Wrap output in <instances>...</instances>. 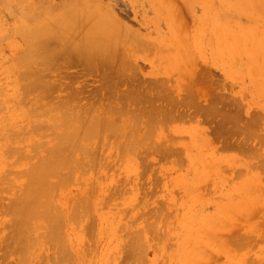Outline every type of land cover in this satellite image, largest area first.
Masks as SVG:
<instances>
[{
  "label": "rangeland",
  "instance_id": "rangeland-1",
  "mask_svg": "<svg viewBox=\"0 0 264 264\" xmlns=\"http://www.w3.org/2000/svg\"><path fill=\"white\" fill-rule=\"evenodd\" d=\"M0 1L2 2L3 0H0ZM5 1H6V3H5ZM204 1L205 0H101V3H105V4H100V7L97 11L100 10L102 13H104V11L108 12L110 9L109 12L111 14L113 12V15H115V18L117 16V18H116L117 21L119 20L118 22H121V24L124 23L122 26H124L127 29L129 28L130 31H132V33H134L133 31H135V33H134L135 35H137L139 33L140 36H143V37H140L137 35V37H139L137 39V37H134L135 35L131 34V32H130L131 36H133L134 39H136L138 42L139 41L140 42L139 43L137 41L134 42V39H133V41H131L132 39L130 37V34H127L128 32L123 31L125 29L122 28V34L124 36V37L122 36L123 37L122 46H125L127 44L125 42L126 44L123 45L125 40H128V43L131 42L132 45L127 44V46H125L124 48L123 47H121V48L123 50L126 49L125 51L127 52V55H125V54L124 55L126 57L128 56L127 58H128L129 65L131 67H133L132 65H134V68H135V69L131 68L130 66H128V64H126V67L123 68V70H126V72H127V70H129L128 67H130V70H132L135 75L137 74L136 76L139 79H141V81H143L144 83H148L147 78H150L152 81H153V79H155L154 82L155 81L160 82L161 84H163L162 83L163 79H164V81L169 80L171 82L169 84H172V83L174 84L176 82L178 83L180 81H183V83H184L183 87H185V88H181L182 91H179L178 96L180 95V96H182V97L184 96V97L182 98L179 96L180 97V99H179V97H177L175 95V97L177 98L176 102L179 104L177 105V103L175 102V104L172 105L171 111H174L176 113L178 109H180V111L182 108L186 110L189 106L191 107V105H192V107L194 105L193 108L195 111L196 107L198 106L197 110L195 111L196 113H198V111H199L198 114H196L195 112H192L193 108L192 109L188 108L189 109V110L187 109L188 113H187V111H184V110L182 112H186L185 114L187 116L185 114H183L184 117L188 118V116H189L191 118V119L190 118L188 119L191 121V123L192 122L194 123L193 120L197 115L196 121L198 122L201 119L200 123H202V124H200V123H197V124H200L202 130H201L200 126L199 125L197 126V124L195 122L194 124H196V127H198V128H196L197 130L195 129V131H198L199 135H196V133H194L195 134V137H194L195 141H194L193 140L194 135H192V132H195V131L193 129L190 132L191 128L190 127L188 128V125H190L189 124L190 122L189 121L183 122V120H185L187 118H184L183 116H182V118L174 117L175 120L172 119L171 121H168L167 123L166 122L163 123L164 127H163V124L161 125L162 126V128H161L162 133L164 130H165L164 131L165 133L167 131H171V133L168 132L169 137L172 134V130H173V129H171L172 125H174L173 128L174 127L177 128L178 124H179V126H181L180 129L178 127V130L177 129H176V131L173 130V134H172L173 136L171 135V137H170L171 140L165 139L167 141L166 142L165 140L161 141L162 140L161 139L159 142H157L158 137H157V140H153L156 137L153 139H149L150 141L153 140L152 141L153 143L155 142V143H158L161 145V147L158 148L159 150L157 149L158 151L151 150V152L152 151L157 152L156 154L154 152H152L149 155L150 151H148L149 153L148 152L145 153L143 150L142 151V152H144L143 157H139L138 155H135V157H137V158L135 159V157H134V159H132L130 155L127 156L124 153L123 149H121L120 146H119V148L121 150L118 149V152H116L118 147L113 148L115 150V152L118 153V155L116 154L117 156L115 155L116 157L112 155V154H115V152L112 151L113 149H111L112 154L111 153L108 154L109 152L106 153L107 154V156H105V159H107L106 161H108V159L111 158V160L109 159V161H108L109 164H108V162H107V164H105V162H104V165H101L102 166L101 169L103 171L101 169H98L99 170L98 173L93 172L95 174H93V173L92 174L95 177V182L97 180L98 181L102 180L100 182V186L102 187V189L105 188V191H103V194H105L106 196L108 195V197L106 198V196L102 195V192H100L99 193L100 195L98 194L99 197L97 198V200H100L101 202L99 201L100 203L98 202L96 205L95 201H97V200L95 198L97 195H95L94 196L95 200L93 199L94 200L93 205H95V208L92 211L91 217H89V221L86 222L85 221L86 219L85 220L83 219L81 221V223L83 222V226H85L86 223H89V225L92 224L93 227H95V228H92V225L91 226L86 225L89 228L91 227V230L86 226L83 227L79 221L78 222V223H80L79 225H77L75 223H74L75 224L74 226L72 224L71 225L69 224V227H68V225H67L66 229H64V231H63L64 234L62 233L66 242L68 239H70L67 242L68 246H67V243L64 242L66 245L64 248L66 251V247H70V248H68L67 251L70 250V253L69 252L68 253L70 255H72V257L74 256L73 258H75V260H74L75 264H79V263L80 264H264V170H262V168L260 166H257L258 164L256 161H254V163H253V161H251L253 154H251L252 150H250L252 147H255V149H256L257 144L261 145L263 147H264V144L262 145V143H260L258 141V137H256L258 135H255V137H249L247 134L246 135L247 140H246V136H244V134L247 133V132H245L246 131L245 129H246V124H248V123H250L249 126H250L251 130L254 129L253 131H255V132L257 131V134H260L259 136H262L264 134L263 133L264 132V94H263L264 92H261V91H264V52H263L264 51L263 50V48H264V41H263V39H264V29H263L264 24H262V23H264V22H262V20L264 21V19H263L264 18V9H263L264 8V0H251V2H250L251 6L250 7H248V5H250V4H248V0H246V1L245 0H242V1L241 0H239V1L238 0H230L231 2L229 0H225V1L224 0H206L205 2ZM255 1H257V2H255ZM1 2H0V5H1L0 6V34L3 35L4 33L5 34L7 33L8 35L6 34V36H5V34H4L3 36H5V37L8 36V37L7 38H4L3 36L0 37L1 38L0 39V123H1L0 127L2 126L0 128V134H1L0 139L4 138L7 135V133H4L5 129H6L5 132H10L11 128H12L11 126H13V128H14L15 123H18V125L20 123L22 125L25 124L24 126L26 127L27 123L30 125L31 121L36 118V117H31V116H29L31 118H28V116L25 117V112H24V110H26V108L32 109V106L34 104L32 106L30 105L31 107L29 106V107H26L24 109L23 108L24 104L22 103V105H21V101H19V98H21V100L23 99V97H24L23 92L24 91L22 88V81H21L22 80L21 79L22 78V76H21L22 72L20 71L21 63L16 61L15 57L18 60V56H15V55L16 54L19 55L21 53V51L24 49L23 47L26 45V41H24L25 39L23 38V36H25L26 34L22 33L23 34V36H22V34H18L19 32H21L20 29L18 32L16 29H14L15 31L12 30V27L18 28V26L22 24L23 27H22V25L20 26V28L22 27L21 30L26 28L25 33H27L26 31H28L30 27H31V29L32 28L35 29L34 25L36 28L43 26L44 22L42 23V21H44V20H45V24H46V21L47 20L50 21V19L53 16H55L52 14L56 13L57 11L59 13L56 14V16L57 15L60 16L59 14L64 13L65 11H70V9H71V11L73 9V11L77 10V11L81 12L85 7L89 8L91 3H93L92 5L94 6V8H93V6L90 7L89 8L90 12L94 11L93 13H95L96 16L103 17V15L100 16L101 14L97 15V13H99L100 11L96 12V8H95L97 6L95 4L96 3L98 4V2L100 3V0L99 1H97V0H91V1L90 0L89 1L88 0H9V1L4 0L2 3ZM238 2H240L241 6L238 5L239 4ZM254 3L255 4L259 3V6L257 4H256L257 5L256 6ZM2 4H3V6H2ZM8 4H9V6H8ZM86 4L87 5L90 4V5L86 6ZM232 4L234 6L237 4L236 8L233 7ZM66 5H68V6H66ZM69 5H73V7H75V6L76 7L73 8L72 6H70V9L69 8L67 9V7H69ZM60 6H62L64 8L59 9ZM260 6H262V7H260ZM240 7H244V8H240ZM247 7L249 9L251 8V11ZM97 8H98V6H97ZM100 8H102V10ZM104 8H108V9H104ZM238 8H240L241 10H245L246 8L247 9L245 10L246 12L244 13V11H241ZM255 8H257V9L259 8L258 11H256L257 9L255 10ZM103 9H104V11H103ZM218 9H221L220 11H225V12H223V15L220 12H218ZM253 9L256 11V14L259 12V15L257 14L259 16V18L255 14V11ZM261 10H262V14H260ZM50 11L52 12V14L50 13L51 15H48V13ZM249 11L251 13L250 15H249ZM214 12H216V14ZM207 13H208V15H207ZM235 13H238L240 15L237 16ZM43 14H46V16ZM211 14H213V16ZM209 15L211 16V19L216 16L213 20L214 23H212V21H210ZM241 15H243V16H241ZM50 16H51V18L48 19V17H50ZM96 16H94V18L92 16L94 21H95ZM222 16H223V18H221ZM228 16H230V17H228ZM42 17L43 18L45 17V18L43 19ZM55 17H53V18H55ZM57 17L55 18V20L51 19V21L52 20L58 21L59 18H57ZM255 17L258 20H256ZM37 18H39V19H37ZM216 18H217V20H215ZM224 18H226V19H224ZM254 18H255V20H254ZM219 19H220V21H219ZM234 19L237 21L238 25H239L240 21L242 22V23L240 22V29H239V26L237 24H235L236 21ZM36 20L37 21L39 20V22H35ZM93 20H91V21L93 22ZM32 21H34V22H32ZM48 21H47V24L51 23ZM221 21H223L224 24ZM231 21H232V23L233 22L234 23L232 24ZM259 22H261V24H258ZM103 23L100 22V27H101V24H103ZM253 23H255V24H253ZM37 24H38V26H37ZM220 24H223V25H220ZM224 25H226V26L224 27ZM244 25H245V27L247 26V28H244ZM250 26H251V28H250ZM241 27H243V28H241ZM226 28H228V29H226ZM234 28L237 29V31ZM31 29L29 31H31ZM229 29H230V31H229ZM241 29L242 30L244 29V30L242 31ZM246 29H248L247 31H249V32H247ZM215 30L218 32L221 31L220 34L216 35ZM16 32H18V33H16ZM110 32H111V30H110ZM12 33H16L17 35L16 34L14 35ZM260 34H261V36H260ZM10 35H11V37H10ZM218 36L221 37L222 39L219 38ZM256 36H258L257 40H255ZM262 36H263V39H261ZM125 37H126V39H124ZM216 37H217V39H216ZM239 37L240 38L242 37V39H240ZM129 38L131 39L130 41H129ZM231 38H233V39H231ZM121 39L122 38H120V40ZM223 39H224V41H223ZM227 39H229V41ZM246 39L248 40V42ZM250 39H252V40H250ZM260 39L262 42L260 41ZM230 40L233 42H230ZM148 41L150 44L148 43ZM240 41H242V42H240ZM143 42H147L148 44L143 43ZM151 43L153 44V46H151ZM248 43H250V44H248ZM258 43H259V46H258ZM261 43H263V47L261 46L262 45ZM238 44L241 45V47H239ZM245 44H246V48L243 47V46H245ZM254 44L255 45L257 44V46H255ZM118 45H121V43L120 44L118 43ZM177 45H178V47H177ZM142 46H144V47H142ZM249 46L251 49L252 48L253 49L252 50L249 49L248 48ZM260 46H261L262 50H260L261 49ZM146 47H148V50H146L147 49ZM150 47H152V48H150ZM256 47L258 48V50L256 49ZM178 51H180V52L178 53ZM244 51L245 52L247 51V53L245 54ZM253 51H254V53H253ZM256 51H258V52H256ZM22 53H23V51H22ZM256 53H258V55ZM21 54H20V56H21ZM176 54L179 57H181V55H179V54H182V55L184 54L185 59L182 58L184 56L179 58L176 56ZM249 54H251L250 56L254 57V59L251 57V60H250ZM260 55H261V59H260ZM173 57L178 58V59L175 58L177 61L174 59L176 62L175 64H173V62H174ZM262 57H263V59H262ZM179 59L182 63L179 61ZM124 60H125V58H124ZM252 61H253L254 65H253ZM185 62H186V64H185ZM17 63H20V64L18 65ZM60 63H58V64L61 66ZM15 64H16L17 68L13 67V65L15 66ZM170 64H172L173 66H170ZM181 64L182 65L185 64L182 67V69L180 68L182 66ZM187 64H188V66H187ZM233 64H234V66H233ZM235 64H236V66H235ZM59 65H57V67L60 68ZM63 65L64 64L62 61V70L64 67ZM75 65L71 64V65L65 67L63 72H62V70L57 68L58 71H61L58 74L55 72V70L54 71H52V70L48 71V72H53V74L54 73L55 74L53 75L51 73L53 75V77H51L52 75L49 77H46L45 73H44V76H45L44 79L51 77L50 78L51 80H53L52 78H54V79L57 78L56 80L59 81V79H60V81L62 80L64 82H66L68 80L73 81L75 79L73 81V84L78 83V81L81 82V84L78 83L79 86H77V85L74 86L71 82V84L74 86V89H75V87L78 88L80 86H84V88L86 90H91L99 84V77H98L97 73H95V72L85 73L86 71L84 70V67H85L84 65H82L81 63H75ZM175 65H177V66H175ZM185 66L187 68H185ZM167 68H169L171 70L170 73H169V69H168V71L166 70ZM177 69L179 71H177ZM130 70L128 72H131ZM164 70L167 71V74L165 72H163ZM188 70L190 71V73L188 72ZM193 70L195 71V74L192 72ZM186 71L189 73V76H188ZM20 72H21V74H20ZM48 72H46V73H48ZM161 72H163V73L161 74ZM179 72L180 73L182 72L181 73L182 76L184 74V76H183L184 79L182 78V76H180ZM66 73L68 74V76ZM69 73H71V74L74 73L73 76L75 75V78L71 77L72 75H69ZM158 74H160V75H158ZM177 74H179V76ZM149 75H152L153 79H152V76L149 77ZM167 75H168V77H166ZM69 76L71 77V79ZM203 76H205V77H203ZM66 77H69V78L67 79ZM191 77L193 79L196 78V80H194L195 83L193 84L195 86L194 88L196 90L194 88H192V90L189 88L191 90V93H187V91H186L187 87H191L190 85H192V84H188L189 81L191 83L193 81V79ZM157 78H159L160 80H156ZM188 78H189V80H188ZM201 78L205 79V80H202ZM29 79H31V78H29ZM77 79H78V81H76ZM173 79H174V82H173ZM207 79H208V81L205 83V81ZM213 79H215V80H213ZM47 81L50 82V80L47 79L44 81V83L46 84ZM75 81H76V83H75ZM203 81H204V83H201ZM17 83H19V84H17ZM56 83H58V82H56ZM60 83H62V82H60ZM160 83H158V84L161 85ZM211 83H212V85H211ZM158 84H156V85H158ZM58 85H60V84L58 83ZM58 85H57L58 89H60L62 87V90L60 89L61 91L57 90L54 92V90H56L55 88H54V90L52 89L53 87L50 89L47 88L53 94H51V92H50V93H48L49 95L47 96V93H46L47 90H46V92H45L46 94H43V96L41 95V98L44 97V95H45L46 98H44V99L42 98V99L45 101L50 100V102H51V100L54 97H55L54 99L57 98L56 94H54V93L58 94V92L63 91L62 93L58 94V98H57L56 102H60L61 100H63L65 98L64 94H66L67 90L65 88H63L62 84H61L60 88ZM175 85L176 84H174V86ZM193 85H192V87H193ZM196 85H198V86L201 85V86H199L198 91H197ZM45 86H47V85H45ZM45 86H43V87L45 88ZM48 86L50 87L49 84H48ZM217 87H218V89H216ZM171 88H172V86H171ZM171 88L169 91H171ZM172 89H174V87ZM175 89H176V86H175ZM175 89H174V91H175ZM183 89H184L186 94H184ZM193 89L196 91V93L193 92ZM199 90H200V92H199ZM202 91H204L205 93H203ZM17 92H18V94H17ZM163 92H165V91H163ZM216 92H219V94L221 92V94L219 95ZM19 94L20 95L23 94V95L21 97H19L18 96ZM200 94H201V96H200ZM50 95H52V96L54 95L53 98ZM13 96L14 97L16 96V98L19 97V98H17L18 100H16V98L13 99ZM214 96H217V97H214ZM199 97H201L202 100ZM203 97H204V99H203ZM234 97H235L234 100H236L235 103L237 102L236 103L237 105L234 102H232V101H234L233 100ZM47 98H49V100H46ZM181 98H182V100L183 99L184 100L182 101ZM191 98H192V101L194 104L191 103L192 102V101H190ZM193 98H194V100H193ZM196 98H199V100L197 99L198 101H196ZM219 98H220V100H217ZM228 98H229V100H227ZM58 99H60V101ZM82 99H83V97H82ZM207 99L209 100L210 103L207 102ZM214 99L216 102L213 101ZM43 100L41 102L44 103ZM203 100H205V101L203 102ZM84 101L82 100V102H84ZM229 101L234 103L235 105L230 103ZM13 102H14V104H13ZM52 102L50 104H47V105H52ZM56 102L54 101L53 103H56ZM183 102H185V103H183ZM46 103H48V102H46ZM46 103H45V105H46ZM160 103L161 104L164 103L163 99H162V102L158 103V105ZM196 103H198V104L196 105ZM206 103L208 105L211 104V106L209 107ZM226 103L229 104L228 107H230V109H231V110L230 109L228 110V112L230 111L229 113L227 112L228 114H230L231 117L228 114H226L225 110L228 108ZM238 103L240 106L238 105ZM18 104H20V106ZM185 104H187L189 106H186ZM203 104H206L205 105L206 108L204 107ZM246 104H248V105H246ZM184 105L186 108L182 107ZM221 105H222V107H221ZM14 106H16L15 107L16 109H18V107H19V109H18L19 111L17 110L18 113L16 111L11 110V109H15ZM232 106H233V108L236 106L234 110H233V108H231ZM35 107L33 106V108H35ZM130 107H132V106H130ZM212 107L215 109V112L218 113V116H217V113H215L213 111L214 109L212 110ZM223 107H224V109H223ZM240 107H241V109H240ZM9 109H10V111H9ZM21 109H22V111H21ZM210 109H211V111H213L215 113V114H213L214 117L216 116L215 119L211 116L212 112L210 111ZM216 109L217 110L220 109L221 111L224 110L223 111L224 113H221V114H223L222 118H221V114H219L220 112L216 111ZM243 109H247V110H243ZM238 110L239 111L242 110V111L239 112ZM8 111H9V113H8ZM12 111L15 113V119L13 118L14 113H12ZM190 111L192 112V115H190L191 114ZM200 111H201L202 117L200 116ZM208 111H209V113H208ZM10 112H11L12 116H10L11 115ZM244 112H247L249 114L246 115V113L244 114ZM193 113H195V114H193ZM240 113H242V114L239 115ZM255 114H258L257 117L258 116L259 117L257 118ZM20 115H21V117H20ZM198 115L200 116V118L198 117ZM205 115L207 117H209L210 121L207 120L208 118H205ZM225 115H226V118L223 117ZM191 116L193 117V119ZM232 116L233 117L235 116L236 119L233 118ZM238 117H239V119H237ZM10 118L12 121H10ZM202 118H205L207 121L202 122ZM211 118L214 121L213 125H212ZM232 118H233V120H231ZM241 118L244 119L243 122H242ZM245 118L247 119V121L245 120ZM253 118H254V120H253ZM30 119H32V120H30ZM45 119L47 120L48 118H45ZM24 120L27 121V123ZM28 120H30V123ZM36 120L37 119H35V121ZM41 120H42V118H41ZM41 120L39 119V121L42 123L43 121H41ZM218 120L221 121V124L225 122L224 125H222L223 127H221V124H217ZM248 120H250V121L248 122ZM48 121H49V119H48ZM48 121L46 122L47 125H42L45 123V122H43L41 124V126H43V127L47 126L48 127L50 125V124L48 125ZM256 121L258 122V124H256L257 123ZM8 122L9 123L11 122V124H14V125H11V124L9 125ZM32 122H34V121H32ZM235 122L237 125L235 124ZM239 122H241V123H239ZM251 122H253V125ZM3 123H4V126H3ZM6 123H7V125H6ZM210 123H211V125H210ZM21 124H20V126H17V124H16V126H15L16 128H14V130L16 131L20 127H21L20 129H22ZM216 124H217V126H216ZM225 124L228 126L227 127L228 129L226 127L224 128V126H226ZM29 125H27V126H29ZM167 125H169L170 127L169 126L167 127ZM182 125H183V127H182ZM205 125L208 127H205ZM231 125H232V127H231ZM233 125H236V127L237 126L240 127V130L237 131L240 133H237L235 131L236 129L238 130L239 128L234 127L235 128L234 129ZM24 126H23V130H24ZM211 126L213 127V129H211ZM6 127L10 128L9 129L10 131H8L7 130L8 128H6ZM229 127H231V128H229ZM168 128H169V130H168ZM183 128H184V130L182 131ZM203 128H204V132H203ZM205 128H206V130H205ZM207 128H208V130H207ZM216 128H218L219 131H216L217 130ZM20 129H19V131L22 132L23 130H20ZM198 129H200L201 131ZM210 129L215 130V132L217 134L215 135L214 131L210 132L209 131ZM222 129H224V130H222ZM226 129L228 130L229 133L231 131L230 129H232L233 130L231 133L232 135L229 133L225 134V132H222V131L227 132ZM187 130H189V131L187 132ZM15 131H13L14 132L13 133L14 134L13 139L18 136V135L15 136ZM44 131H45V133H47L46 130H44ZM47 131H49V130H47ZM206 131H209L212 135L210 133L206 134V133H208ZM220 131L222 132V134L224 133L223 137L225 139H222V140H225L227 142L226 143L224 141L223 146L221 145L222 140L220 137H222V134H220ZM234 131H235V133H237L238 136L236 134H234ZM178 132L182 133V134L185 132L184 134H186V135H184V134L179 135ZM260 132H262V133H260ZM3 133H4V135H3ZM32 133L34 134V131H32ZM155 133H156V131H154V134ZM177 133H178V135H177ZM218 133H219V135H218ZM9 134L10 133H8V135ZM27 134H29V136L27 135V137L29 139L31 133H27ZM33 134H31L30 138H33L35 135L34 140L33 139H29V140L30 141L32 140L35 142L38 138V137H36L37 132H36V134H34V135ZM227 134L229 137L227 136ZM233 134H234V138H235V135L237 137V139L235 138L234 140L238 141V142L236 141L235 145H238L239 143H241L240 148L242 149L243 152L240 151L241 149L238 150L239 149L238 146H240V144L237 146L238 149L235 148L236 146L233 148L232 145H234L235 142L233 143L234 140L232 138H231L232 140L230 139V136L233 137ZM174 135H176V136H174ZM190 135L192 136V138ZM204 135L205 136L211 135L208 138H211L212 143L210 142V139H209L210 143L206 144V141H203V139L205 140ZM241 135H242V137H241ZM109 136H111V135H109ZM109 136H107V138L104 139L105 141L102 139V141L100 143H102V142L103 143H109L110 139L113 141V143H117L118 141H119V143H126V142L129 143L128 140L122 139L123 137L118 138L119 136H117V138L113 139L115 136H113V135H112V137H109ZM189 136L191 139L189 138ZM217 136H220V137H217ZM239 136L242 138V139H240V141L238 139ZM213 137H215L214 138L215 140L213 139ZM41 138H42V140L44 139L43 136ZM195 138L196 139L198 138V139L196 140ZM263 138H264V135H263L262 139ZM17 139L18 138H16V141H17ZM21 139L18 140L20 142V143L17 142V144L19 143L18 145L23 144V146H25L27 143L30 142L28 140L25 143H21V141H20ZM218 139L221 141V143ZM229 139H230V141H229ZM243 139H245L244 143H243V141H244ZM255 139H257V140H256V143L254 144ZM38 140H40V142L42 141L40 139V137ZM149 140L146 141V143H149L150 142ZM179 140H180V142H179ZM112 141L110 143H112ZM176 141L179 142L180 145H182V147L180 145L178 147L177 146L178 143ZM207 141H208V139H207ZM228 141L230 142V144L232 141L233 144H231V146H230L228 144ZM1 142L3 143L2 139L0 140V148H1V146H3ZM170 142L172 143V145ZM200 142H202V143H200ZM257 142H259V143H257ZM43 143H44V141H43ZM225 143L228 144L229 146L224 147V145H226ZM245 143L249 147H244V146L242 147V145H246ZM252 143L256 146L252 145ZM4 144H6V143H4ZM7 144H9V143H7ZM32 144L33 143L30 142L31 146H32ZM9 145L13 146L14 142H13V144L10 143ZM15 145H16V142H15ZM30 145H28L29 147L25 146V148L27 147L28 150H30L29 149V148H31ZM208 145H211V146L208 148ZM220 145H221V147H220ZM23 146H21V147L23 148ZM214 146H216V148ZM261 146L257 147V150H256V151H258L257 153H259L258 148H262V150H263V147H261ZM172 147L173 148L178 147L179 150H178V148L173 150ZM210 148H211V150H210ZM160 149L162 152L160 151ZM107 150H109V149H107ZM167 150H168V152H167ZM175 150H177L176 152H179V153H176V155H174ZM207 150H208V152H207ZM119 151H121L122 153ZM180 151H182V152L180 153ZM249 151L251 153H249ZM164 152H165V154H164ZM210 152H213V153H211V155H210ZM263 152H260V153H263ZM147 153H148V155L146 157L152 158V159H148L149 161L145 157V155ZM207 153H208V155H210V157H208ZM248 153H249V155H248ZM1 154L2 153H0V159H1L0 160V167H3V165H1V164H3V163H1V161H2V158L4 159V155L2 157ZM170 154H173V155H170ZM213 154H215V155H213ZM229 154H230V158H229ZM231 154L233 155L232 157H231ZM235 154H236V156H235ZM141 155H142V153L140 154V156ZM259 155H261V154H259ZM155 156L157 158H155ZM167 156H169V159L167 158ZM234 156H235V158L239 156L240 161H239V159L233 158ZM107 157H109V158H107ZM112 157L113 158L115 157L116 159L114 158V160H112L113 159ZM117 157H118V159H117ZM124 157H127V159L125 160ZM132 157H133V155H132ZM144 157H145V159H144ZM165 157H166V159H165ZM211 157H214L216 159L213 160ZM141 158L144 160H141ZM170 158L172 160L167 161V159L170 160ZM242 158H244V159H242ZM232 159H233V161L235 159L234 163H233V161H232V163L230 162ZM145 160L148 161L147 164L143 163ZM113 161H116L117 163L113 162ZM212 161H214L213 164L211 163ZM241 161H243V163H240L237 165V163H239ZM249 161L252 162V164L248 163ZM22 162H23V165L22 166L20 165V166L24 169L25 165H27L28 163H26V161H25V163H24V161H22ZM27 162H28V160H27ZM111 162H113V163H111ZM19 163H18V165H19ZM229 163H231V164H229ZM247 163H248L249 168H247ZM20 164H22V163H20ZM207 164H208V166H207ZM18 165L16 164V166H14L12 164L14 169L17 167L19 168L20 166H18ZM108 165H109V167H108ZM252 165H255V166H252ZM143 167L146 169V171H145V169H143ZM259 167L261 169H258ZM9 168L10 167H8L7 169H9ZM18 168L15 169L17 172H18ZM103 168H105V169H103ZM106 168H109V169L106 171ZM250 168H253V169L250 170ZM14 169H12V170L15 173ZM247 169H249L250 171ZM254 169H255V172L253 171ZM104 170L107 173H105ZM143 170L145 173L141 172ZM257 170L260 172H258ZM244 171H246L247 173ZM256 171L259 174L261 173V175H259V184H258V181H256L257 184H255V182H253L252 185H250L251 184L250 182H252L251 180L253 178V177L250 178V176H252V173L254 172L253 175H256L258 177V175L256 174L257 173ZM13 172H12V174H14ZM101 172H104V173L101 174ZM248 173H249V175H248ZM95 175H97V176H95ZM98 175H99V178H97ZM100 176H102V177L104 176V177L103 178L101 177V179H100ZM246 177H249V178L247 179ZM18 179L14 178L12 180V182L14 180L16 182V180H18ZM20 181H21V179H20ZM20 181L18 180L17 181L18 184H17V182H16V184L20 185ZM103 181H104V183L102 184ZM126 181H128V182H126ZM15 182H13V183L15 184ZM105 182L107 184L109 183L114 188L109 186V184L106 185V187H105ZM129 182H130V184H129ZM129 185H130V187H129ZM133 185L135 186L134 188H132ZM83 186L86 188V186L84 184H83ZM83 186L78 182L72 181L69 184V186L67 187L68 189L62 190V192L59 194V197H58L59 199H57V202L59 203V200L61 199L62 201L59 203V204L62 203L61 207H63V206L65 207V205L67 206V203L69 202V200H73L72 198L77 199V198H75V194H77V192H78V195H76L77 197L79 195H81ZM248 186H251V187L248 188ZM78 187H79V189H78ZM80 187H82L81 190H80ZM98 187H99V185L97 183V188L94 187L95 191H96L95 194L98 193L99 190H101ZM123 187H125V188H123ZM246 188H248V189H246ZM135 189L139 190V192L137 193V191ZM83 190H84V188H83ZM106 190L108 193L106 192ZM122 190L124 193L122 192ZM132 190L135 191L134 194H132L133 193ZM3 192L4 191H2V193ZM5 193H3V195H0V197L3 198L2 200L5 199L4 200L5 202L4 201L0 202V207L1 206L3 207V209H2V207L0 208V210H2L0 212V216L2 217V218L0 217V222L1 221L4 222V220L7 219V217L4 216L5 215L4 210L6 208L5 205H9V204L11 205V201L10 202L8 201V204L6 201L9 200L8 198L9 197L11 198L12 195L9 196V194L7 192H5ZM7 194H8V197H7ZM71 194H73V195L71 196ZM109 194H111L112 197L109 196ZM65 195L66 196L69 195L68 197L70 199L68 200L67 197L65 199ZM102 197L105 199V201H103L104 199ZM63 198H64V200H63ZM108 198H110V199H108ZM142 199L144 200V202L142 201ZM243 200L248 201V202L247 203L245 201L242 202ZM108 201L109 202L111 201V203H109ZM137 201H139V202H137ZM259 201H260V203H259ZM142 203H144V204H142ZM240 203H243V204H240ZM105 206L106 207L108 206V209H106ZM234 206H235V208H234ZM227 207H229V208L233 207L235 210L234 214H236V212H237V214L236 215L233 214L234 210H231L232 212H228L229 210H227ZM101 208H103V209L101 210ZM62 209H64V208H61L60 210L62 211ZM95 209L98 210V214H99V210L102 211V212H100V214L102 213V215H100V214H99L100 216L97 215V211ZM94 211L96 212V216H94L95 213L93 214ZM145 211L149 212V213H146ZM62 212H65V211L63 210ZM1 213L2 214L4 213V214L1 215ZM93 218H94V220H93ZM147 218H149V219H147ZM7 220H9V219H7ZM7 220L5 223H7ZM149 221L150 222L152 221V223H150ZM1 224H4V223H1ZM7 224L5 225V228L7 227ZM153 225L156 226L155 229H154V227H152ZM2 226H4V225H2ZM2 226L0 227V230L2 228H4ZM246 227H248L247 230L250 232L249 234H251L252 236H253V234H255V237H254L255 239L253 237H250L251 235L247 234L248 231L246 229H244ZM254 227H256L258 231L255 230L256 228H254ZM5 228L0 231V234L4 233L3 231H5L6 229L8 230V228H6V229ZM71 228H73V229H71ZM85 228L89 229L88 232H86V233H85V231H86ZM83 229H85V231L82 232ZM251 229H252V231H251ZM93 230H94V232H93L94 234L92 235ZM131 230H132L133 234L138 232V231L140 232V233L138 232V236L140 238L141 246L139 248L135 249V252L133 250V254L136 253V256L134 255V257H136V258H134L132 256L133 254L132 255L130 254L131 250L129 253L127 252V250H125V248L127 249V246L129 245L128 247H130V244H131V243H129L130 241H127L128 240L127 237H129V236L131 237V238L129 237V239H132L133 234H132V236L129 235V233L130 234L132 233V232H129ZM134 230H137V231L134 232ZM8 231H5V233H7ZM256 231H257L258 235L256 234ZM66 232L69 236L66 234ZM75 232H77V233H75ZM81 232L83 233L82 235L84 237H80ZM122 232L125 234H123ZM251 232H253V234ZM244 233H246V235L248 237L245 236ZM3 235L4 234H2V236H0V238L3 237ZM7 235L5 234L6 237H7ZM67 236L69 238H65ZM88 236H89V239H90V236H94L92 240L90 239V242H89ZM125 236H127V237H125ZM213 236L214 237L217 236V237H215V239H214ZM234 236H235V238H234ZM240 236L242 239L240 238ZM75 237H77V238H75ZM249 237L253 238L252 240H254L255 242L254 241L250 242ZM85 238H87L88 240L86 241ZM122 238L124 239V241ZM2 239H5V238H2ZM8 240H9V238L5 239V241H7V244L9 245ZM74 240L75 241L78 240V241L75 242ZM239 240L241 242H238ZM91 241H93V242H91ZM1 242L4 243V245H6L4 240L3 241L0 240V243ZM2 243L0 244V246L2 248V251L0 249V253L2 254L3 257L0 254V264H9L10 262H11L10 264H12V263L14 264L16 261L19 264L18 258L17 257L15 258V256H18L17 250L13 251L14 253H12V250H10L11 249L10 246L12 244V247H13V243L11 242L10 246H8V247L5 246L6 248L5 247L4 248L6 250L5 249L3 250ZM75 244L78 247H75ZM239 244H241V246L242 245L243 246L241 247ZM244 244H245V246H244ZM246 244H247V247H246ZM48 245H51V243L49 242ZM71 245H72V248H71ZM49 247L47 246L46 248L45 247L44 248L46 250L47 248L49 249ZM115 247H117V248L115 249ZM78 248H80V253H79L80 255H78V252H79ZM48 249L45 251L46 253L44 251H42L44 254H42V252H41V254H38V253H40V251L38 250L39 251L37 253L38 255L37 254L35 256L31 255V259H32V256H34L32 260L30 259L31 264H33L32 261L36 258V256L41 261V263H43L41 258L44 260L45 257L39 258L38 256L39 255L44 256L45 254H46L45 256L52 255L53 252L51 254H50V252L53 251L52 250L53 248L50 247L49 252H48ZM75 249H77V251H78V252L76 251L77 253L74 251ZM81 249H83V250H81ZM9 250L11 251V253L9 252ZM87 250H88V252H87ZM2 252L3 253L5 252V253L3 254ZM15 252H17V253H15ZM36 252H37V250H36ZM84 252H86L87 254H85ZM10 255H11V257H10ZM189 256L191 257V259H189L190 258ZM13 258L16 259L15 262H14ZM131 258L133 261H131ZM195 259L198 262L195 261ZM5 260H6V262H5ZM39 260H36V264H37V261H39ZM33 262L35 263V261H33ZM44 262H45V260H44ZM17 263H15V264H17Z\"/></svg>",
  "mask_w": 264,
  "mask_h": 264
},
{
  "label": "bare ground",
  "instance_id": "bare-ground-1",
  "mask_svg": "<svg viewBox=\"0 0 264 264\" xmlns=\"http://www.w3.org/2000/svg\"><path fill=\"white\" fill-rule=\"evenodd\" d=\"M4 1V0H3ZM2 1V2H3ZM7 1H9V0H7ZM89 1V0H88ZM91 1V0H90ZM97 1H99V0H97ZM206 1V0H205ZM204 1V2H205ZM225 1V0H224ZM230 1V0H229ZM239 1V0H238ZM242 1V0H241ZM246 1V0H245ZM1 2V1H0ZM1 2V3H2ZM78 2V1H77ZM95 2V1H94ZM228 2V1H227ZM231 2V1H230ZM237 2V1H236ZM250 2H251V0L249 1L248 0V4H250ZM255 2H257V1H255ZM5 3H6V1H5ZM8 3V2H7ZM239 4V6H241L240 5V2H238ZM244 3V2H243ZM246 3V2H245ZM70 4V3H69ZM93 3H91V5L89 6V5H87L86 4V6H89V8L90 7H92L93 5H92ZM100 4H105V3H101V0H100V3L98 2V4L96 3L95 5H97L98 6V8H97V6L95 7L96 8V12H99V11H97L98 9H99V7H100ZM242 4V3H241ZM255 4V3H254ZM258 6H259V3H256ZM255 4V5H256ZM74 5V4H73ZM73 5H69V7H67V9L69 8L70 9V6H72L73 7ZM77 5V4H76ZM85 5V4H84ZM233 5V4H232ZM243 5V4H242ZM247 5V4H246ZM256 5V6H257ZM1 6V5H0ZM2 6H3V4H2ZM8 6H9V4H8ZM7 6V7H8ZM66 6H68V5H66ZM107 6V5H106ZM236 6H237V4L234 6L233 5V7H235L236 8ZM251 6V4L250 5H248V7H250ZM76 7V6H75ZM75 7H73V8H75ZM109 7V6H108ZM247 7V8H248ZM260 7H262V6H260ZM61 8H64V7H62V6H60V8L59 9H61ZM89 8H87V7H85L81 12H79V11H73V9H72V11H71V9H70V11H65L64 13H61V14H59L60 16H56V14H58L59 12L57 11L56 13H54V14H52V12L50 11L49 13H48V15H55L57 18H59V20L58 21H54L55 20V16H53V17H55V18H51V16L50 17H48V19L49 18H51V19H54V20H52L51 21V19H50V21H48V22H51V23H49V24H47V21H46V24H45V20L44 21H42V23L44 22V25L43 26H40V27H35V25H34V28L35 29H31V27L29 28V30L31 29V31H29L28 29V31H26L27 33H25V29L26 28H24L23 30H21L22 29V27H23V25H22V27L20 28V26L21 25H19L18 26V28L16 27H12V30H14V29H16L18 32H19V29H20V31L21 32H16V33H18V34H26L25 36H23V34H22V36H23V38L25 39H23L24 41H26V47L24 46L23 48V53H22V51H21V56H20V54L19 55H15V56H18V60H17V58L15 57V59H16V61H18V62H20L21 63V65H20V71L22 72V74H21V72H20V74H21V76H22V88H23V94H24V97H23V99L21 100V98H19V97H21L22 95H18L19 97H17V98H19V101H21V105H22V103L24 104L23 105V108L25 109L26 107H29L30 105L32 106L33 104V106L35 107L36 105V107L35 108H33V106H32V109H29V108H26V110H24V112H25V117H27L28 116V118H31V117H36L35 119H37L36 121H35V119H30V120H32V121H34V122H32L31 121V123H30V120H28L29 121V123H30V125L27 123V121H25L26 123H27V125H29V126H27L26 125V127L24 126V125H22L21 123V126H22V129H20V128H18V130H14V128H16L15 126H16V124H17V126H20V124L18 125V123H15V126H14V128H13V126H11L12 128H11V131L9 130L10 128H8V127H6V128H8L7 130L8 131H10V132H5L6 131V129H5V131H4V133H7V135L4 137L3 135H4V133H3V137L4 138H1L2 140H3V143H2V145L3 146H1V148H0V153H2L1 155H2V157H3V155H4V159L2 158V161H1V163H3V164H1V165H3V167H0V195H3V193H5V192H7L8 194H9V196H11V198L9 197L8 199L9 200H7L6 202H7V204H8V201L10 202L11 201V205L9 206V205H5L4 203V205L6 206V208H5V210H4V213H5V215L4 216H6L7 217V219H9V220H7V219H5L4 220V222H0V227L2 226V225H4V226H2V227H4L5 228V225L7 224V227L6 228H8V230L6 229L5 231H8L7 233H5V231H3L4 233H2V234H4L3 235V237H1L0 238V240H4V242L6 243V245H4V243H2V245H3V250L6 248V247H8V246H10V243L12 242L13 243V247H12V244H11V249L10 250H12V253H14L13 251H16L17 250V252H15V253H17L18 254V256H15V258L17 257L18 258V260H19V264H31V260L33 259V257L40 251V253H38V254H41V252L42 251H46L45 250V248L48 246H50V247H52L53 249V251H51L50 252V254L53 252V254L52 255H50V256H38L39 258H41V257H45L44 258V260H45V262H44V260L41 258V260H42V262L43 263H41V261L37 258V256H36V258L33 260V261H35V263L32 261V263L33 264H36V260H39V261H37V264L39 263V264H75V258H73L72 257V255H70L69 253H70V250L69 251H67L68 250V248H70V247H66V251H65V243H67L68 242V240H70V239H68L67 240V242L65 241V239H64V236L62 235V233L64 234V229H66V226L68 225V227H69V224L71 225H75V224H77V225H79L80 223H81V221L84 219H86L85 221L86 222H88L89 221V217H91V214H92V211L94 210V208H95V205H93V203H94V200L96 199L97 200V198L99 197L98 196V194L100 193V192H102V195H104V196H106L105 194H103V191H105V188L104 189H102V187L100 186V182L102 181H96L95 182V177L93 176V174H95V173H93V172H97L98 173V169H101L102 168V166L101 165H104V162H105V164H107V162L109 161V159L111 160V158H109V157H107V158H109L108 159V161H106L107 159H105V156H107V154L106 153H108V154H110L112 151H114L115 152V150L113 149L114 147H118L117 148V151L116 152H118V149H120L119 148V146L121 147V149H123V151H124V153L128 156V155H130L131 156V158L132 159H134V157H135V155H138L139 157H143L144 155H143V153L145 152H148V151H150V153H149V155L152 153V152H154V151H152L151 152V150H155V151H158L159 149L158 148H160L161 147V145L160 144H158V143H153L152 141L153 140H157V137H158V141L157 142H159L161 139V141H164L165 139L166 140H171L170 139V137H171V135L173 134V130H175L176 131V129L178 130V127H179V129L181 128V126H179V124L177 125V128L176 127H174L173 128V126L174 125H170L171 126V129H173L172 130V134L170 135V137H169V133H171V131H167L166 133L163 131V133H162V130H161V128H162V124L163 123H167L168 121H171L172 119H174L175 120V118L174 117H180V118H182V116L184 117V115L183 114H185L186 112H182L183 110L184 111H187V113H188V110L191 108H193L194 107V105H193V107H192V105H191V107L189 106V105H187V104H185L186 106H189L186 110L185 109H181V111H180V109H178L177 110V112L175 113L174 111H171V108H172V105L173 104H175V102H176V97H175V95L177 96V97H179L178 96V93H179V91H182L181 90V88H185V87H183L184 86V83H183V81H180V82H176V83H174V84H176L175 86H176V89H175V86H174V84L172 85V84H169V83H171L169 80L168 81H164V79H163V81H162V83L163 84H161L160 82H154V80L155 79H153V76L152 75H149V77L150 76H152V79H153V81L150 79V78H147V82L148 83H144L143 81H141V79H139L134 73H133V71L132 70H130V65H129V63H128V56L126 57L125 55H127V52L125 51V50H123L121 47H125V46H127V44L128 45H132L131 44V42L130 43H128V40H125L124 41V43H123V45H125L126 43V45L125 46H122V40H123V34H122V28L123 29H125V30H123V31H127L128 33L127 34H130V32H131V34H133V35H135L134 33H135V31H133L134 33H132V31H130V29L128 28H125L124 26H122L123 24H121V22H118L117 21V16H116V18H115V15H113V12H112V14L109 12L110 11V9H109V11L108 12H106V11H104V9H108V8H104L103 9V11H104V13H102L101 11L99 12V13H97V15L98 14H101L100 16H102L103 15V17H98V16H96V14L95 13H93V12H90V10H89ZM93 8H94V6H93ZM92 8V9H93ZM110 8V7H109ZM211 8V7H210ZM234 8V9H235ZM240 8H244V7H240ZM240 8H238V9H240ZM246 8V9H247ZM253 8V7H252ZM86 9V10H85ZM88 9V10H87ZM91 9V10H92ZM101 10H102V8H100ZM245 9V10H246ZM249 9V8H248ZM257 8H255V10H256ZM259 9V8H258ZM258 9L256 10V11H258ZM264 9V8H263ZM49 10V9H48ZM56 10V9H55ZM79 10V9H78ZM94 10V9H93ZM208 10V9H207ZM221 9H218V12H220L222 15H223V12H225V11H220ZM241 10V9H240ZM245 10H241V11H244V13L246 12ZM250 11H251V8L249 9ZM254 10V9H253ZM254 10V11H255ZM47 11V10H46ZM235 11V10H234ZM250 11H249V15L251 14L250 13ZM256 11H255V14H256ZM12 12V11H11ZM10 12V13H11ZM90 12V13H89ZM212 12V11H211ZM238 12V11H237ZM240 12V11H239ZM51 13V14H50ZM215 14H216V12H214ZM47 14V13H46ZM46 14H43V15H45L46 16ZM237 16L238 15H240V14H238V13H235ZM258 15H259V12L257 13ZM256 14V15H257ZM260 14H262V10H261V13ZM42 15V16H43ZM207 15H208V13H207ZM212 16H213V14H211ZM225 15V14H224ZM233 15V14H232ZM257 15V17L259 18V16ZM92 16H93V18H94V16H96L95 17V21L93 20V18H92ZM210 16V15H209ZM220 16V15H219ZM218 16V17H219ZM231 16V15H230ZM230 16H228V17H230ZM235 16V15H234ZM241 16H243V15H241ZM240 16V17H241ZM216 17V16H215ZM215 17H213L212 19H211V16H210V21H212V23H214L213 22V20H214V18ZM225 17V16H224ZM261 17V16H260ZM43 18V17H42ZM45 18V17H44ZM43 18V19H44ZM92 18V19H91ZM221 18H223V16L221 17ZM233 18V17H232ZM256 18V17H255ZM255 18H254V20H255ZM36 19V18H35ZM37 19H39V18H37ZM224 19H226V18H224ZM230 19V18H229ZM261 19V18H260ZM264 19V18H263ZM57 20V19H56ZM91 20H93V22L91 21ZM215 20H217V18L215 19ZM235 20V19H234ZM256 20H258L257 18H256ZM262 20V19H261ZM121 21V20H120ZM219 21H220V19H219ZM224 21V20H223ZM223 21H221L223 24H224V22ZM236 21V20H235ZM32 22H34V21H32ZM35 22H39V20L37 21H35ZM95 22V23H94ZM100 22L101 23H103V24H101V27H100ZM217 22V21H216ZM241 22V21H240ZM240 22H239V25H238V23H237V21H236V23L235 24H237L238 26H239V29H240ZM262 22H264L263 20H262ZM218 23V22H217ZM220 23V22H219ZM231 23H232V21H231ZM234 23V22H233ZM232 23V24H233ZM242 23V22H241ZM32 24V23H31ZM106 24V25H105ZM223 24H220V25H223ZM253 24H255V23H253ZM258 24H261V22H259ZM262 24H264V23H262ZM41 25V24H40ZM247 25V24H246ZM250 25V24H249ZM31 26V25H30ZM37 26H38V24H37ZM218 26V25H217ZM226 25H224V27H225ZM233 26V25H232ZM231 26V27H232ZM28 27V26H27ZM129 27V26H128ZM223 27V28H224ZM262 27V26H261ZM111 30V32H110V30ZM220 28V27H219ZM218 28V29H219ZM236 28V27H235ZM234 28V29H235ZM241 28H243V27H241ZM244 28H247V26L245 27V25H244ZM250 28H251V26H250ZM108 29V30H107ZM133 29V28H132ZM225 29V28H224ZM226 29H228V28H226ZM264 29V28H263ZM262 29V30H263ZM10 30V29H9ZM232 30V29H231ZM236 31H237V29H235ZM242 30V29H241ZM244 30V29H243ZM242 30V31H243ZM248 29H246V31H247ZM250 30V29H249ZM257 30V29H256ZM259 30V29H258ZM15 31V30H14ZM13 31V32H14ZM23 31V32H22ZM108 31V32H107ZM216 31V30H215ZM225 31V30H224ZM229 31H230V29H229ZM245 31V32H246ZM253 31V30H252ZM11 32V31H10ZM218 31H216L215 33H216V35L217 34H220V32H218ZM228 32V31H227ZM247 32H249V31H247ZM260 32V31H259ZM258 32V33H259ZM16 33H12V34H16ZM225 33V32H224ZM231 33V32H230ZM244 33V32H243ZM263 33V32H262ZM5 34V33H4ZM3 34V35H4ZM7 34V33H6ZM6 34H5V36H6ZM131 34H130V37H131V39L129 38V41L131 40V41H133V39H134V37H137V35L138 36H140V34L138 33H136L137 35H135L134 37L133 36H131ZM222 34V33H221ZM1 35V34H0ZM3 35H1L0 37H2ZM8 35V34H7ZM17 35V34H16ZM238 35V34H237ZM243 35V34H242ZM254 35V34H253ZM256 35V34H255ZM259 35V34H258ZM5 36H3L4 38H7V37H5ZM123 36V37H122ZM128 36V35H127ZM126 36V37H127ZM260 36H261V34H260ZM259 36V37H260ZM10 37H11V35H10ZM20 37V36H19ZM126 37L124 38V39H126ZM129 37V36H128ZM133 37V38H132ZM140 37H143V36H140ZM219 37V36H218ZM228 37V36H227ZM226 37V38H227ZM230 37V36H229ZM235 37V36H234ZM253 37V36H252ZM255 37V36H254ZM257 37L258 36H256V38H255V40H257ZM3 38V39H4ZM21 38V37H20ZM120 38H122L121 40H120ZM139 37H137V39H138ZM219 38H221V37H219ZM225 38V37H224ZM237 38V37H236ZM240 38V37H239ZM1 39V38H0ZM22 39V38H21ZM216 39H217V37H216ZM222 39V38H221ZM231 39H233V38H231ZM240 39H242V37L240 38ZM261 39H263V36H262V38ZM261 39H260V41H261ZM228 41H229V39H227ZM245 40V39H244ZM247 40V39H246ZM250 40H252V39H250ZM254 40V39H253ZM23 41V42H24ZM137 40L136 39H134V42H136ZM223 41H224V39H223ZM243 41V40H242ZM242 41H240V42H242ZM259 41V42H260ZM263 41H264V39H263ZM126 42V43H125ZM138 42V41H137ZM140 42V41H139ZM138 42V43H139ZM222 42V41H221ZM230 42H233V41H231L230 40ZM244 42V41H243ZM247 42H248V40H247ZM253 42V41H252ZM255 42V41H254ZM262 42V41H261ZM118 43L120 44L121 43V45H118ZM143 43H147V42H143ZM148 43H149V41H148ZM147 43V44H148ZM237 43V42H236ZM24 44V43H23ZM150 44V43H149ZM241 44V43H240ZM244 44V43H243ZM248 44H250V43H248ZM247 44V45H248ZM262 44V45H261ZM260 45L263 47V43H261ZM137 45V44H136ZM139 45V44H138ZM235 45V44H234ZM239 45V44H238ZM255 45V44H254ZM140 46V45H139ZM147 46V45H146ZM150 46V45H149ZM148 46V47H149ZM151 46H153V44L151 43ZM176 46V45H175ZM252 46V45H251ZM255 46H257V44L255 45ZM258 46H259V43H258ZM261 46H260V48H261ZM142 47H144V46H142ZM148 47H146L147 49L146 50H148ZM177 47H178V45H177ZM176 47V48H177ZM239 47H241V45H239ZM243 47H245L246 48V44H245V46H243ZM254 47V46H253ZM135 48V47H134ZM139 48V47H138ZM150 48H152V47H150ZM249 49H251L250 48V46L248 47ZM180 49V48H179ZM239 49V48H238ZM242 49V48H241ZM253 49V48H252ZM251 49V50H252ZM256 49L258 50V48L256 47ZM255 49V50H256ZM137 50V49H136ZM141 50V49H140ZM144 50V49H143ZM145 50V51H146ZM178 50V49H177ZM260 50H262V48L260 49ZM259 50V51H260ZM263 50H264V48H263ZM123 51V52H122ZM126 53H125V52ZM174 52V51H173ZM180 51H178V53H179ZM245 52V51H244ZM256 52H258V51H256ZM261 52V51H260ZM264 52V51H263ZM19 53V52H18ZM247 53V51L245 52V54ZM253 53H254V51H253ZM262 53V52H261ZM125 54V55H124ZM243 54V53H242ZM257 55H258V53H256ZM255 54V55H256ZM124 55V56H123ZM175 55V54H174ZM173 55V56H174ZM179 55H181V57L182 56H184V54L182 55V54H179ZM241 55V54H240ZM251 54H249V56H250ZM20 56V57H19ZM176 56L177 57H179L177 54H176ZM248 56V55H247ZM172 57V56H171ZM177 57H175L176 59H178ZM181 57H179V58H181ZM251 57L252 56H250V60H251ZM124 58H125V60H124ZM174 57H173V60L175 59ZM183 59H185V56L184 57H182ZM253 59H254V57H252ZM175 59V60H176ZM260 59H261V55H260ZM262 59H263V57H262ZM175 60H174V62H173V64H175L176 62H175ZM62 61H63V70H62ZM177 61V60H176ZM179 61H180V59H179ZM178 61V62H179ZM15 62V61H14ZM61 62V63H60ZM181 62V61H180ZM184 62V61H183ZM16 63V62H15ZM20 63H17L18 65L20 64ZM58 63H60L61 64V66L58 64ZM75 63H81L82 65H84L85 67H84V70L86 71L85 73H88V72H95V73H97L98 74V77H99V84L97 85V86H95V88H93V89H91V90H86L85 88H84V86H80V87H75V89H74V86H79L78 85V83H80L81 84V82H79L78 81V79L76 80V81H78V83H76V81H75V83L76 84H73V81L75 80H73V81H70V80H68V81H66V82H64V81H60V79H59V81L60 82H62V83H60L58 80H56L57 78H52L53 80H51L50 78L51 77H53V75L55 74H53V72H48V71H54L55 70V72L58 74L59 72H61V71H58V69L57 68H59V67H57V65H59L60 66V70H62V72L64 71V69H65V67H67V66H69V65H71V64H74L75 65ZM182 63V62H181ZM252 63H253V61H252ZM126 64H128V66H130V67H128L129 68V70L132 72H128L129 70H127V72H126V70H123V68H125L126 67ZM185 64H186V62H185ZM185 64H181L180 66V68L182 69V67L185 65ZM237 64V63H236ZM236 64H235V66H236ZM80 65V64H79ZM81 65V66H82ZM132 65V64H131ZM179 65V64H178ZM251 65V64H250ZM253 65H254V63H253ZM252 65V66H253ZM76 66V65H75ZM133 67H131V68H134V65H132ZM170 66H173L172 64H170ZM175 66H177V65H175ZM187 66H188V64H187ZM233 66H234V64H233ZM13 67L15 68H17V66H16V64H15V66L13 65ZM56 67V68H55ZM22 68V69H21ZM69 68V67H68ZM127 68V69H128ZM185 68H187L186 66H185ZM184 68V69H185ZM190 68V67H189ZM256 68V67H255ZM135 69V68H134ZM168 69L169 68H167L166 70L168 71ZM191 69V68H190ZM257 69V68H256ZM263 69V68H262ZM13 70V69H12ZM16 70V69H15ZM57 70V71H56ZM166 70H164L163 72H165L166 74H167V71ZM187 70V69H186ZM176 71V70H175ZM177 71H179L178 69H177ZM182 71V70H181ZM14 72V71H13ZM46 72H48V73H46ZM66 72V71H65ZM69 72V71H68ZM135 72V71H134ZM163 72H161V74L163 73ZM171 72V70L169 69V73ZM183 72V71H182ZM181 72V73H182ZM187 72V71H186ZM188 72L190 73V71L188 70ZM187 72V74H188V76H189V73ZM194 74H195V71L193 70L192 71ZM44 73H45V76L46 77H49V76H51L52 74V76L50 77V78H47V79H49L50 80V82L49 81H47L46 82V84L44 83V81L45 80H47V79H44L45 78V76H44ZM50 73V74H49ZM52 73V74H51ZM164 73V74H165ZM180 73V72H179ZM181 73H180V76H182L181 75ZM262 73V72H261ZM260 73V74H261ZM49 74V75H48ZM67 74V73H66ZM73 74L74 73H69V75H72L71 77H74L75 78V75L73 76ZM155 74V73H154ZM263 74V73H262ZM90 75V74H89ZM88 75V76H89ZM158 75H160V74H158ZM178 76H179V74H177ZM186 75V74H185ZM192 75V74H191ZM190 75V76H191ZM209 75V74H208ZM67 76H68V74H67ZM92 76V75H91ZM163 76V75H162ZM174 76V75H173ZM172 76V77H173ZM183 76H184V74H183ZM183 76H182V78H183ZM210 76V75H209ZM261 76V75H260ZM70 77V76H69ZM69 77H66L67 79L69 78ZM71 77H70V79H71ZM138 79H137V78ZM164 77V76H163ZM162 77V78H163ZM166 77H168V75L166 76ZM177 77V76H176ZM193 77V76H192ZM191 77V78H192ZM203 77H205V76H203ZM224 77V76H223ZM262 77V76H261ZM29 78H31V79H29ZM171 78V77H170ZM198 78V77H197ZM168 79V78H167ZM175 79V78H174ZM174 79H173V82H174ZM184 79V78H183ZM193 79V78H192ZM202 79V78H201ZM156 80H160L159 78H157ZM188 80H189V78H188ZM194 80H196V78L195 79H193V81ZM202 80H205V79H202ZM211 80V79H210ZM209 80V81H210ZM213 80H215V79H213ZM55 81V82H54ZM70 81V82H69ZM176 81V80H175ZM192 81V80H191ZM192 81V83L190 82H188V84H194L195 83V81L193 82ZM208 81V79L205 81V83ZM56 82H58L60 85H58V83H56ZM71 82H72V84L74 85H72L71 84ZM200 82V81H199ZM216 82V81H215ZM53 85H51V84ZM158 83H160L161 85H159ZM165 83V84H164ZM183 83V84H182ZM201 83H204V81L203 82H201ZM17 84H19V83H17ZM48 84L50 85V87L48 86ZM56 84V85H55ZM61 84H62V86H63V88H65L66 90H67V92H66V94H64L65 95V98L63 99V100H61L60 101V99H58L60 102H56L57 101V98H58V94L59 93H62V92H58V94L57 93H54V94H56V96H57V98L56 99H54L53 98V96L52 95H50L53 99L51 100V102L54 100L56 103H53L52 102V105H47V104H50L51 102H50V100H49V98H47L46 100H49V101H45V100H43L44 98H46L45 97V95H44V97H42L41 98V95L43 96V94H46L47 93V96L49 95L48 93H50L51 91L50 90H48V89H50V88H52L53 90H54V88L56 89V90H54V92L55 91H57V90H62V87H61ZM156 84H158V85H156ZM200 84V83H199ZM210 84V83H209ZM45 85H47V86H45ZM57 85L59 86V88L60 89H58V87H57ZM170 85V86H169ZM192 85H190L191 87H187V93H191V90H192V88H194L195 86L193 85V87H192ZM211 85H212V83H211ZM17 86V85H16ZM43 86H45V88L43 87ZM55 86V87H54ZM171 86H172V88L174 87V89H175V91H174V89H172L171 88ZM199 86H201V85H199ZM199 86L198 85H196V88H197V91H198V88H199ZM223 86V85H222ZM57 87V88H56ZM208 87V86H207ZM219 87V86H218ZM218 87L216 88V89H218ZM48 88V89H47ZM170 88H171V91H169L170 90ZM191 90H190V89ZM209 88V87H208ZM214 88V87H213ZM195 89V88H194ZM193 89V92H195L196 93V89L194 90ZM211 89V88H210ZM215 89V90H216ZM220 89V88H219ZM22 90V89H21ZM44 90V91H43ZM46 90H47V92H46ZM52 90V91H53ZM60 90V91H61ZM201 90V89H200ZM200 90H199V92H200ZM214 90V91H215ZM18 91V90H17ZM49 91V92H48ZM163 91H165V92H163ZM209 91V90H208ZM211 91V90H210ZM217 91V90H216ZM21 92V91H20ZM46 92V93H45ZM177 94H176V93ZM183 92H184V94H186L185 93V91H184V89H183ZM203 93H205L204 91H202ZM261 92H264V91H261ZM22 93V92H21ZM194 93V94H195ZM211 93V92H210ZM216 93H218L219 94V92H216ZM17 94H18V92H17ZM16 94V95H17ZM51 94H53L52 92H51ZM193 94V95H194ZM198 94V93H197ZM220 94H221V92H220ZM219 94V95H220ZM264 94V93H263ZM34 97H33V96ZM38 95V96H37ZM189 95V94H188ZM214 95V94H213ZM216 95V94H215ZM32 96V97H31ZM40 96V97H39ZM190 96V95H189ZM192 96V95H191ZM200 96H201V94H200ZM204 96V95H203ZM208 96V95H207ZM218 96V95H217ZM217 96H214V97H217ZM227 96V95H226ZM225 96V97H226ZM263 96V95H262ZM50 97V98H51ZM62 97V96H61ZM82 97H83V99H82ZM180 97H182V96H180ZM180 97H179V99H180ZM184 97V96H183ZM182 97V98H183ZM213 97V98H214ZM220 97V96H219ZM12 98V97H11ZM16 98V96L14 97L13 96V99H15ZM16 98V100H18ZM182 98H181V100H182ZM200 99H201V97H199ZM199 98H196V101H198L199 100ZM210 98V97H209ZM208 98V99H209ZM212 98V99H213ZM224 98V97H223ZM230 98V97H229ZM229 98L227 99V100H229ZM238 98V97H237ZM62 99V98H61ZM162 99H163V101H164V103L163 104H159L158 105V103L159 102H162ZM198 99V100H197ZM203 99H204V97H203ZM207 99V102L208 103H210L209 102V100ZM235 99V97L233 98V100ZM15 100V101H16ZM44 101V103L43 102H41V101ZM82 100L84 101V102H82ZM161 100V101H160ZM180 100V101H181ZM184 100V99H183ZM182 100V101H183ZM193 100H194V98H193ZM202 100V99H201ZM217 100H220V98L219 99H217ZM223 100V99H222ZM225 100V99H224ZM242 100V99H241ZM13 101V100H12ZM64 101V102H63ZM159 101V102H158ZM190 101H192V98L190 99ZM189 101V102H190ZM205 100H203V102H204ZM211 101V100H210ZM213 101H215V99L213 100ZM235 101L236 100H234V101H232V102H234L235 103ZM17 102V101H16ZM15 102V103H16ZM28 102V103H27ZM46 102H48V103H46ZM50 102V103H49ZM158 102V103H157ZM216 102V101H215ZM225 102V101H224ZM230 102V101H229ZM228 102V103H229ZM232 102H230V103H232ZM27 103V104H26ZM43 103V104H42ZM45 103H46V105H45ZM177 103V102H176ZM183 103H185V102H183ZM188 103V102H187ZM191 103H193V101L191 102ZM234 103H232V104H234ZM237 103V102H236ZM235 103V104H236ZM246 103V102H245ZM13 104H14V102H13ZM17 104V103H16ZM15 104V105H16ZM179 103H177V105H178ZM182 104V103H181ZM190 104V103H189ZM194 104V103H193ZM198 103H196V105H197ZM207 104V103H206ZM206 104H203L204 105V107H205V105ZM221 104V103H220ZM219 104V105H220ZM227 104V103H226ZM234 104V105H235ZM19 106H20V104H18ZM26 105V106H25ZM28 105V106H27ZM185 105L184 106H182V107H184V108H186L185 107ZM201 105V104H200ZM208 105V104H207ZM223 105V104H222ZM222 105H221V107H222ZM225 105V104H224ZM228 105L229 104H227V107H228ZM237 105V104H236ZM238 105H239V103H238ZM246 105H248V104H246ZM245 105V106H246ZM25 106V107H24ZM30 106V107H31ZM130 106H132V107H130ZM209 107L211 106V104L210 105H208ZM217 106V105H216ZM240 106V105H239ZM13 107V106H12ZM16 106H14V108H15ZM22 107V106H21ZM175 107V106H174ZM178 107V106H177ZM202 107V106H201ZM220 107V108H221ZM226 107V108H227ZM236 107V106H235ZM235 107L233 108V106L231 107V108H233V110L235 109ZM7 108V107H6ZM11 108V107H10ZM130 108V109H129ZM197 108H198V106L196 107V110H197ZM206 108V107H205ZM204 108V109H205ZM218 108V107H217ZM16 109V108H15ZM11 109V110H13V111H16L17 112V110L19 109V107H18V109ZM203 109V110H204ZM214 108L212 107V110H213ZM223 109H224V107H223ZM230 109V107H228L225 111H226V114H228L229 112H228V110ZM239 109V108H238ZM240 109H241V107H240ZM249 109V108H248ZM7 110V109H6ZM195 110V111H196ZM199 110V109H198ZM202 110V111H203ZM231 110V109H230ZM243 110H247V109H243ZM9 111H10V109H9ZM9 111H8V113H9ZM12 111V113H14ZM19 111V110H18ZM21 111H22V109H21ZM20 111V112H21ZM194 111V108H193V111L192 112H195ZM210 111H211V109H210ZM214 112H215V109L213 110ZM213 111H211L212 112V117L215 119V117H214V115L213 114H215V113H217V112H213ZM216 111H219L220 113L219 114H221V113H224L223 111H221L220 109L219 110H217L216 109ZM239 111V110H238ZM242 111V110H241ZM241 111H239V112H241ZM249 111V110H248ZM192 112L190 111V115H192ZM210 112V113H211ZM228 112V113H227ZM18 113V112H17ZM22 113V112H21ZM20 113V114H21ZM196 113V112H195ZM195 113H193V114H195ZM198 113H199V111H198ZM198 113H196V114H198ZM208 113H209V111H208ZM232 113V112H231ZM246 113V115H248L249 113H247V112H244V114ZM10 114H11V112H10ZM29 114V115H28ZM206 114V113H205ZM242 113H240L239 115H241ZM186 115V114H185ZM202 114H201V111H200V116H201ZM210 115V114H209ZM222 115L223 114H221V118H222ZM229 116H230V114H228ZM227 115V116H228ZM245 115V116H246ZM256 115V117H257V115L258 114H255ZM10 116H12V114L10 115ZM29 116H31V117H29ZM187 116V115H186ZM195 116V115H194ZM200 116L198 115V117L200 118ZM217 116H218V113H217ZM19 117V116H18ZM20 117H21V115H20ZM24 117V118H25ZM192 117V116H191ZM196 117H197V115H196ZM196 117L194 118V123L196 122V124L197 123H200L201 122V119H200V121H196ZM202 117V116H201ZM224 118H226V115L225 116H223ZM231 117V116H230ZM233 117V116H232ZM241 117V116H240ZM243 117V116H242ZM259 117V116H258ZM257 117V118H258ZM14 119H15V113H14V117H13ZM17 118V117H16ZM41 118H42V120H41ZM45 118H48L49 119V121H48V119L46 120ZM184 118H187V117H184ZM190 117L188 116V118L187 119H185V120H183V122H190L189 124L190 125H188V128L190 127L191 128V130H190V132L194 129V131H195V129L196 128H198V127H196V124H194L193 122L191 123V121L190 120H188ZM198 118V119H199ZM205 118H208L207 120H209V117H207L206 115H205ZM205 118H202V122L204 121V122H206L207 120L205 119ZM220 118V119H221ZM229 118V117H228ZM233 118H235L236 119V117L234 116ZM233 118L231 119V120H233ZM13 119V120H14ZM20 119V118H19ZM39 119L41 120V121H43V122H45L44 124H42L40 121H39ZM177 119V118H176ZM191 119V118H190ZM192 119H193V117H192ZM197 119V120H198ZM204 119V120H203ZM219 119V120H220ZM230 119V118H229ZM237 119H239V117L237 118ZM211 120H212V118H211ZM218 120V123L217 124H221V121H219ZM223 120V119H222ZM227 120V119H226ZM241 120H242V122L244 121V119H242L241 118ZM245 120L247 121V119L245 118ZM252 120V119H251ZM253 120H254V118H253ZM252 120V121H253ZM10 121H12L11 120V118H10ZM48 121V125L50 126H41V124L42 125H47V122ZM177 121V120H176ZM175 121V122H176ZM210 121V120H209ZM224 121V120H223ZM228 121V120H227ZM226 121V122H227ZM250 120H248V122H249ZM258 121V120H257ZM256 121V122H257ZM15 122V121H14ZM24 122V123H25ZM213 120H212V125H213ZM220 122V123H219ZM230 122V121H229ZM234 122V121H233ZM237 122V121H236ZM236 122H235V124H236ZM23 123V122H22ZM225 123V122H224ZM224 123H222L221 124V127H223L222 125H224ZM239 123H241V122H239ZM238 123V124H239ZM252 123V125H253V122H251ZM1 124V123H0ZM8 124L10 125L11 124V122L9 123L8 122ZM194 124V125H193ZM200 124H202V123H200ZM200 124H197V126L199 125L200 126ZM206 124V123H205ZM215 124V123H214ZM217 124H216V126H217ZM232 124V123H231ZM245 124V123H244ZM249 124L250 123H248V124H246V131L245 132H247L246 134H244V136H246L247 134H248V136L249 137H255V135H258V136H256V137H258V141L260 142V143H262V145L264 144V138L262 139V137H263V135L262 136H259L260 134H257V131L255 132V131H253V130H251V128H250V126H249ZM255 124V123H254ZM256 124H258V122L256 123ZM6 125H7V123H6ZM11 125H14V124H11ZM166 125V124H165ZM169 125H167V127L169 126ZM181 125V124H180ZM185 125V124H184ZM210 125H211V123H210ZM226 125V124H225ZM230 125V124H229ZM237 125V124H236ZM236 125H233V128L234 127H236ZM3 126H4V123H3ZM23 126H24V130H23ZM169 126V127H170ZM186 126V125H185ZM192 126V127H191ZM245 126V125H244ZM256 126V125H255ZM2 127V126H1ZM0 127V128H1ZM163 127H164V124H163ZM166 127V128H167ZM182 127H183V125H182ZM205 127H208V126H206L205 125ZM210 127V126H209ZM215 127V126H214ZM227 128L228 126L226 125V126H224V128ZM231 127H232V125H231ZM231 127H229V128H231ZM238 127V126H237ZM236 127V128H237ZM243 127V126H242ZM187 128V127H186ZM200 128H201V126H200ZM219 128V127H218ZM218 128H216L217 130L216 131H219L218 130ZM239 129L237 130H235L236 132L237 131H239L240 130V127H238ZM19 129L20 130H23L22 132H20L19 131ZM46 130V132L47 133H45V131L44 130ZM211 129H213V127L211 126ZM209 130L210 132L211 131H214L215 132V130ZM220 129V128H219ZM228 129V128H227ZM226 129V130H227ZM235 129V128H234ZM262 129V128H261ZM15 131V136H17V137H15L14 139H13V137H14V132L13 131ZM47 130H49V131H47ZM168 130H169V128H168ZM184 130V128L182 129V131ZM186 130V129H185ZM197 130V129H196ZM198 130H200V129H198ZM201 130H202V128H201ZM200 130V131H201ZM205 130H206V128H205ZM207 130H208V128H207ZM222 130H224V129H222ZM231 131H230V133L228 132V130H227V132L226 131H222V132H225V134L226 133H229V134H231L232 133V129H230ZM256 130V129H255ZM32 131H34V134H36V132H37V134H36V137H38L37 138V140L39 139V137H40V139L42 140V136H43V138L45 139H43L41 142H40V140H36L35 142L34 141H30L29 139H33L34 140V137H35V135L32 133ZM154 131H156V133L154 134ZM181 131V132H182ZM189 130H187V132H188ZM209 131H206V132H208V133H206V134H209L210 132ZM235 131H234V134H236L237 135V133H240V132H237V133H235ZM20 132V133H19ZM50 132V133H49ZM169 132V133H168ZM180 132V131H179ZM178 132V133H179ZM203 132H204V128H203ZM222 132L220 131V134H222ZM263 132V131H262ZM262 132H260V133H262ZM8 133H10L9 135H8ZM17 133V134H16ZM27 133H31V134H33L34 135V137L33 138H30L31 137V134H30V137H29V139H28V137H27V135L29 136V134H27ZM165 133V134H164ZM178 133H177V135H178ZM185 133V132H184ZM183 133V134H184ZM194 133H196V135H199V132L198 131H195V132H192V135H194L193 136V140H194V137H195V134ZM198 133V134H197ZM213 133V132H212ZM264 133V132H263ZM141 134V135H140ZM168 134V135H167ZM175 134V133H174ZM183 135L182 133H179V135ZM189 134V133H188ZM187 134V135H188ZM205 134V133H204ZM211 134V133H210ZM217 133L215 132V135H216ZM224 134V133H223ZM222 134V137H220V136H217V137H220L221 138V140L222 139H225ZM234 134H233V137H231L230 136V139L232 138L233 140L236 138L237 139V137H236V135H235V138H234ZM1 135V134H0ZM38 135V136H37ZM109 135H111V136H109ZM112 135L113 136H115L113 139H115V138H117V136H119L118 138H121V137H123L122 139H125V140H128L129 141V143H119V141L117 142V143H113V141L110 139V142L112 141V143H100L101 141H102V139L104 140V139H106L107 138V136H109V137H112ZM184 135H186V134H184ZM212 135V134H211ZM210 135V136H211ZM214 135V134H213ZM218 135H219V133H218ZM232 135V134H231ZM173 136V135H172ZM174 136H176V135H174ZM191 136V135H190ZM190 136H189V138H190ZM210 136H205L204 135V138H205V140L203 139V141H206V144H208V143H212V141H211V138H208V137H210ZM227 136H228V134H227ZM238 136V135H237ZM108 137V138H109ZM156 137V138H155ZM178 137V136H177ZM182 137V136H181ZM203 137V136H202ZM201 137V138H202ZM207 137V138H206ZM216 137V136H215ZM215 137H213V139L215 138ZM226 137V136H225ZM229 137V136H228ZM241 137H242V135H241ZM240 136L238 137V139H239V141H240V139H242ZM16 138H18L17 139V141H16ZM22 138V139H21ZM153 138H155V139H153ZM191 138H192V136H191ZM190 138V139H191ZM219 138V139H220ZM0 139V140H1ZM13 139V140H12ZM19 139H21L20 141H21V143H25V142H27L28 140L31 142V143H33L32 144V146L30 145V142L29 143H27L25 146H28V145H30V147L31 148H29L30 150H28V148L26 147L25 148V146H23V144H21V145H18L20 142L18 141ZM36 139V138H35ZM149 139H153L152 141H150ZM176 139V138H175ZM196 139V138H195ZM198 139V138H197ZM196 139V140H197ZM207 139H208V141H207ZM209 139H210V142H209ZM218 139V140H219ZM230 139H229V141H230ZM231 139V140H232ZM108 140V139H107ZM150 141L149 143H146V141ZM165 140V141H166ZM215 140V139H214ZM244 141H243V143L245 142V139H243ZM246 140H247V136H246ZM253 140V139H252ZM256 140L257 139H255V142H254V144L256 143ZM43 141H44V143H43ZM46 141V142H45ZM105 141V140H104ZM195 141V140H194ZM220 141V140H219ZM225 140H222V143H221V141H220V143H221V145L223 146V142H224ZM228 141V144L231 146V144H233L234 142V145H232L233 146V148L235 147V148H237L238 149V147H239V149L238 150H240L241 148V143H239L240 144V146H238V145H235L236 144V141L237 140H234L233 141V143H232V141H231V144H230V142ZM242 141V140H241ZM254 141V140H253ZM13 142H14V145H15V142H16V145L14 146H11V145H9L10 143H12L13 144ZM17 142H19L18 144H17ZM97 142V143H96ZM99 142V143H98ZM167 142V141H166ZM165 142V143H166ZM169 142V141H168ZM177 142V141H176ZM179 142H180V140H179ZM179 142H177L178 144H177V146L179 147V145H180V143ZM226 142V141H225ZM238 142V141H237ZM259 142H257V143H259ZM4 143H6V144H4ZM7 143H9V144H7ZM161 143V142H160ZM171 143V142H170ZM200 143H202V142H200ZM214 143V142H213ZM227 143V142H226ZM225 143V144H226ZM164 144V143H163ZM174 144V143H173ZM228 144H226V145H224V147H226V146H229ZM246 144V143H245ZM253 143H252V145H254ZM171 145H172V143H171ZM205 145V144H204ZM212 145V144H211ZM211 145H208V148L211 146ZM221 145H220V147H221ZM251 145V146H252ZM21 146H23V148L21 147ZM181 147H182V145H180ZM213 146V145H212ZM219 146V145H218ZM238 146V147H237ZM249 147L247 144L246 145H242V147ZM254 146H256V145H254ZM261 145H258L257 144V146H256V149H255V147H252L250 150H252V153L249 151V153H251V154H253L252 155V160L251 161H253V163H254V161H256L257 162V166H260L261 168H262V170H264V147L263 146H261V147H263V150H262V148H258L259 149V153H257L258 151H256L257 150V147H260ZM29 147V146H28ZM175 147V146H174ZM178 147H176V148H178ZM215 148H216V146H214ZM109 149V150H107V149ZM173 148V147H172ZM176 148H173V150L174 149H176ZM232 148V149H233ZM27 149V150H26ZM111 149H113L112 151H111ZM120 149V150H121ZM158 149V150H157ZM163 149V148H162ZM183 149V148H182ZM26 150V151H25ZM144 150V152H142ZM178 150H179V148H178ZM181 150V149H180ZM210 150H211V148H210ZM218 150V149H217ZM261 150V151H260ZM160 151H161V149H160ZM177 150H175L174 152V155H176V153H179V152H176ZM241 152H243L242 151V149L240 150ZM113 152V153H114ZM115 152V154H112L113 156H115L116 154L118 155V153H116ZM119 152H121V151H119ZM162 152V151H161ZM160 152V153H161ZM166 152V151H165ZM165 152H164V154H165ZM167 152H168V150H167ZM166 152V153H167ZM182 151H180V153H181ZM207 152H208V150H207ZM220 152V151H219ZM260 152H263V153H260ZM122 153V152H121ZM142 153V155L140 156V154ZM148 153L145 155V157L148 155ZM155 154L157 153V152H154ZM170 153V152H169ZM211 153H213V152H210V155H211ZM221 153V152H220ZM247 153V152H246ZM249 153H248V155H249ZM120 154V153H119ZM163 154V153H162ZM259 154H261V155H259ZM116 155V156H117ZM125 155V156H126ZM132 155H133V157H132ZM170 155H173V154H170ZM169 155V156H170ZM207 155H208V153H207ZM210 155H208V157H210ZM213 155H215V154H213ZM115 156V157H116ZM121 156V155H120ZM152 156V155H151ZM169 156H167V158L169 159ZM233 155L231 154V157H232ZM235 156H236V154H235ZM235 156L233 157V158H235ZM251 156V155H250ZM249 156V157H250ZM261 156V157H260ZM114 157V158H115ZM138 157V158H139ZM145 157H144V159H145ZM218 157V156H217ZM239 157V156H238ZM238 157H236L235 159H239V161H240V157L238 158ZM260 157V158H259ZM113 158V157H112ZM114 158L112 159V160H114ZM123 158V157H122ZM125 158V160L127 159V157H124ZM137 157H135V159H136ZM155 158H157L156 156H155ZM154 158V159H155ZM163 158V157H162ZM172 158V157H171ZM170 158V160H168L167 159V161H171L172 159ZM174 158V157H173ZM213 160H215L216 158H214V157H211ZM229 158H230V154H229ZM255 160H254V159ZM116 159V158H115ZM117 159H118V157H117ZM144 159H142L141 158V160H144ZM146 159L148 160V159H152L151 157L150 158H148V157H146ZM165 159H166V157H165ZM235 159H234V161H233V159L230 161L231 163H232V161H233V163L235 162ZM242 159H244V158H242ZM260 159V160H259ZM1 160V159H0ZM4 160V161H3ZM27 160H28V162H27ZM105 160V161H104ZM121 160V159H120ZM139 160V159H138ZM22 161H24V163H25V161H26V163H28L27 165H25V167H24V169L21 167L22 165H23V162ZM124 161V160H123ZM146 161V160H145ZM143 162V163H145V164H147L148 163V161H146V162ZM166 161V160H165ZM244 161V160H243ZM243 161H241V162H239V163H237V165L238 164H240V163H243ZM22 163V164H20V163ZM113 162H116V161H113ZM113 162H111V163H113ZM213 162L214 161H212L211 163L213 164ZM18 163H19V165H18ZM117 163V162H116ZM208 163V162H207ZM231 163H229V164H231ZM248 163H251L252 164V162H248ZM248 163H247V168H249V166H248ZM12 164L14 165V166H16V164L18 165V166H20L19 168H18V172L15 170V169H17V168H13V166H12ZM108 164H109V162H108ZM11 165V166H10ZM236 165V164H235ZM111 166V165H110ZM207 166H208V164H207ZM241 166V165H240ZM243 166V165H242ZM252 166H255V165H252ZM8 167H10L9 169H7ZM108 167H109V165H108ZM145 167V166H144ZM143 167V169H145ZM258 168V169H261V168ZM12 169H14L15 170V173L13 172V170ZM103 169H105V168H103ZM109 168H106V171L108 170ZM251 169H253V168H250V170ZM102 170V169H101ZM111 170V169H110ZM247 170H249V169H247ZM249 170V171H250ZM11 171V172H10ZM103 171V170H102ZM105 170H104V172L105 173H107ZM145 171H146V169H145ZM248 171V172H249ZM254 172H255V169L253 170ZM258 171V170H257ZM256 171V172H257ZM12 172L14 173V174H12ZM17 172V173H16ZM104 172H101V174L102 173H104ZM142 173L144 172V170L143 171H141ZM140 172V173H141ZM148 172V171H147ZM244 172H246V171H244ZM252 172V171H251ZM250 172V173H251ZM253 172V173H254ZM258 172H260V171H258ZM256 173L257 175H258V177L256 176V175H253V173H252V176H250V178L251 177H253L252 178V182H250L251 184L250 185H252V183L253 182H255V184H257L256 183V181H258V184H259V175H261V173L259 174V173ZM93 173V174H92ZM96 173V174H97ZM100 173V172H99ZM145 173V172H144ZM247 173V172H246ZM16 174V175H15ZM106 175V174H105ZM247 175V174H246ZM248 175H249V173H248ZM95 176H97V175H95ZM101 177L102 176H100V179H101ZM104 177V176H103ZM102 177V178H103ZM257 177V178H256ZM18 179L19 181H20V179H21V181H20V185H17L18 184V180H16V182H17V184H16V182H15V180L13 181V182H15V184L12 182V180L13 179ZM97 178H99V175H98V177ZM96 178V179H97ZM106 178V177H105ZM247 179L249 178V177H246ZM72 181H75V182H78V183H80L82 186H83V184L86 186V188L83 186V188H84V190H83V188L82 187H80V190H81V188H82V193H81V195H79L78 197L76 196V195H78V192H77V194H75V198H77V199H74V198H72L71 196L73 195V194H71V198L73 199V200H69L70 198L68 197L69 195H65V199H66V197H67V199L69 200V202L67 203V206L65 205V207L63 206V207H61V204H59L62 200L60 199L59 200V203L57 202V199H59L58 197H59V194L62 192V190H64V189H68L67 187L69 186V184L72 182ZM247 181V180H246ZM126 182H128V181H126ZM97 183H98V185H99V189H101V190H99L98 191V193H96L95 194V188L94 187H96L97 188ZM104 183V181L102 182V184ZM133 183V182H132ZM131 183V184H132ZM74 184V183H73ZM87 184V185H86ZM101 184V185H102ZM109 184V183H108ZM106 182H105V187H106V185H108ZM129 184H130V182H129ZM138 184V183H137ZM261 184V183H260ZM123 185V184H122ZM136 185V184H135ZM139 185V184H138ZM249 185V184H248ZM17 186V187H16ZM109 186H111L110 184H109ZM75 187V186H74ZM112 188H114L113 186H111ZM129 187H130V185H129ZM135 186L133 185V187L132 188H134ZM138 187V186H137ZM249 187H251V186H248V188ZM110 188V187H109ZM108 188V189H109ZM123 188H125V187H123ZM140 188V187H139ZM248 188H246V189H248ZM78 189H79V187H78ZM107 189V188H106ZM137 189V188H136ZM135 189V190H136ZM115 190V189H114ZM126 190V189H125ZM131 190V189H130ZM2 191H4L3 193H2ZM79 191V190H78ZM117 191V190H116ZM137 191V193L139 192V190H136ZM106 192H107V190H106ZM119 192V191H118ZM122 192H123V190H122ZM132 194H134V190H132ZM2 193V194H1ZM69 193V192H68ZM67 193V194H68ZM105 193V192H104ZM108 193V192H107ZM120 193V192H119ZM124 193V192H123ZM6 194V193H5ZM8 194H7V197H8ZM80 194V193H79ZM95 195H97L96 196V198L94 199V196ZM100 195V194H99ZM137 195V194H136ZM109 196H111V194H109ZM74 197V196H73ZM101 197V196H100ZM108 197V195L106 196V198ZM112 197V196H111ZM135 197V196H134ZM103 198V197H102ZM0 202L2 201H4V200H2L3 198H1L0 197ZM94 199V200H93ZM104 199V198H103ZM108 199H110V198H108ZM113 199V198H112ZM63 200H64V198H63ZM66 201V200H65ZM100 200H97V201H95L96 202V205H97V203L99 202ZM103 201H105V199L103 200ZM142 201L144 202V200L142 199ZM245 200H243L242 202H244ZM5 202V201H4ZM64 202V201H63ZM101 202V201H100ZM99 202V203H100ZM109 202V201H108ZM137 202H139V201H137ZM141 202V201H140ZM246 203L248 202V201H245ZM109 203H111V201L109 202ZM259 203H260V201H259ZM142 204H144V203H142ZM240 204H243V203H240ZM3 205V206H4ZM61 208H64V209H62V211L64 210L65 212H62L60 209V207ZM236 206V205H235ZM235 206H234V208H235ZM243 206V205H242ZM2 207V206H1ZM0 207V208H1ZM99 207V206H98ZM106 207V206H105ZM143 208V207H142ZM229 207H227V210H229L228 212H232L231 210H234V208L232 207H230L229 209H228ZM2 209H3V207H2ZM103 208H101V210H102ZM106 209H108V206L106 207ZM96 211H97V215H99L100 214V212H102V211H100L99 210V214H98V210L97 209H95ZM2 210H0V212H1ZM104 211V210H103ZM146 212V211H145ZM152 212V211H151ZM3 213V214H4ZM95 213V215L94 216H96V212L94 211L93 212V214ZM146 213H149V212H146ZM235 213V210H234V212H233V214ZM2 213H1V215H3ZM236 214H237V212H236ZM236 214H234V215H236ZM90 215V216H89ZM100 215H102V213L100 214ZM99 215V216H100ZM144 215V214H143ZM93 216V217H94ZM145 216V215H144ZM1 217V216H0ZM142 217V216H141ZM146 217V216H145ZM2 218V217H1ZM4 218V217H3ZM144 218V217H143ZM147 219H149V218H147ZM6 220H7V223H5L6 222ZM93 220H94V218H93ZM152 220V219H151ZM80 221V223H78ZM84 221V222H85ZM92 221V220H91ZM90 221V222H91ZM153 221V220H152ZM152 221L150 222V223H152ZM93 222V221H92ZM1 223H4V224H1ZM75 223V224H74ZM146 223V222H145ZM82 224V226H83V222L81 223ZM86 225H89V223H86L85 224V226ZM92 224H90L89 226H91ZM149 225V224H148ZM81 226V227H82ZM85 226H83V227H85ZM147 226V225H146ZM145 226V227H146ZM72 227V226H71ZM86 227H88V226H86ZM151 227V226H150ZM152 227H154V229L156 228V226H152ZM4 228H2V229H4ZM89 228V227H88ZM86 229V231H85V229H83L82 230V232L83 231H85V233L86 232H88V230L90 229L91 230V227L89 228V229ZM92 228H95V227H93V225H92ZM130 228V227H129ZM247 228L248 227H246V228H244V229H246L247 230ZM254 228H256V227H254ZM1 229V230H2ZM71 229H73V228H71ZM76 229V228H75ZM131 229V228H130ZM0 230V231H1ZM80 230V229H79ZM125 230V229H124ZM127 230V229H126ZM245 230V231H246ZM250 230V229H249ZM255 230H257V228L255 229ZM70 231V230H69ZM78 231V230H77ZM135 231H137V230H134V232ZM143 231V230H142ZM244 231V232H245ZM248 231V230H247ZM251 231H252V229H251ZM258 231V230H257ZM257 231H256V234H257ZM81 232V236L80 237H84ZM91 232V231H90ZM94 232V230L92 231V235L94 234L93 233ZM102 232V231H101ZM129 232H132V230L131 231H129ZM139 232V231H138ZM138 232H136V233H134L133 234V232L130 234L129 233V235H131L132 236V234H133V236H132V239H129V237H127V236H125V237H127L128 238V240L127 241H130L129 243H131L130 244V247H128L127 246V249L125 248V250H127V252L129 253L130 252V250H131V252H130V254L132 255L133 254V250H134V252H135V249H137V248H139L140 246H141V243H140V238H139V236H138ZM254 232V231H253ZM253 232H251L252 234H253ZM260 232V231H259ZM75 233H77V232H75ZM123 233V232H122ZM140 233V232H139ZM247 233V232H246ZM246 233H244L245 234V236H247L246 235ZM250 232L248 231V235H251V234H249ZM2 234H0V236H2ZM5 234L7 235V237L5 236ZM66 234H67V232H66ZM88 234V233H87ZM91 234V233H90ZM89 234V235H90ZM123 234H125V233H123ZM128 234V233H127ZM152 234V233H151ZM68 235V234H67ZM258 235V234H257ZM69 236V235H68ZM65 237V238H69V237ZM86 236V235H85ZM144 236V235H143ZM238 236V235H237ZM92 237V238H91ZM93 237L94 236H90V239L92 240L93 239ZM124 237V236H123ZM214 237V236H213ZM215 237H217V236H215ZM215 237H214V239H215ZM248 237V236H247ZM250 237H255V234H253V236L251 235ZM249 237V238H250ZM2 238H5V239H7V238H9V240H8V243H9V245L7 244V241H5V239H2ZM75 238H77V237H75ZM126 238V239H127ZM131 238V237H130ZM234 238H235V236H234ZM240 238H241V236H240ZM239 238V239H240ZM253 238H250L249 239V241L250 242H252V241H254V240H252ZM86 239V241L89 239V236H88V239L87 238H85ZM90 239H89V242H90ZM123 239V238H122ZM217 239V238H216ZM242 239V238H241ZM255 239V238H254ZM75 241V240H74ZM76 241H78V240H76ZM75 241V242H76ZM123 241H124V239H123ZM49 242L51 243V245H48L49 244ZM65 242V243H64ZM91 242H93V241H91ZM238 242H241L240 240L238 241ZM255 242V241H254ZM253 242V243H254ZM0 243V244H1ZM78 243V242H77ZM128 243V242H127ZM128 243V244H129ZM247 243V242H246ZM91 244V243H90ZM250 244V243H249ZM252 244V243H251ZM47 245V246H46ZM64 245V246H63ZM82 245V244H81ZM80 245V246H81ZM240 246H241V244H239ZM6 246V247H5ZM15 246V247H14ZM67 246H68V243H67ZM243 246V245H242ZM241 246V247H242ZM244 246H245V244H244ZM5 247V248H4ZM9 247V248H10ZM45 247V248H44ZM50 247H49V249H50ZM75 247H78V246H76V244H75ZM90 247V246H89ZM112 247V246H111ZM246 247H247V244H246ZM8 248V249H9ZM71 248H72V245H71ZM117 247H115V249H116ZM244 248V247H243ZM0 249H1V251H2V248H1V246H0ZM15 249V250H14ZM44 249V250H43ZM49 249H48V252H49ZM64 249V250H63ZM79 249V252L77 251V249H75L74 251L76 252H78V255H80L79 253H80V248H78ZM6 250V249H5ZM9 250V252L11 253V251ZM36 250H37V252H36ZM39 250V251H38ZM81 250H83V249H81ZM111 250V249H110ZM73 251V250H72ZM86 251V250H85ZM8 252V251H7ZM6 252V253H7ZM47 252V253H48ZM69 252V253H68ZM76 252V253H77ZM83 252V251H82ZM87 252H88V250H87ZM3 253V252H2ZM5 253V252H4ZM3 253V254H4ZM46 253V252H45ZM72 253V252H71ZM85 254H87L86 252H84ZM1 254V253H0ZM37 254V255H38ZM42 254H44L43 252H42ZM84 254V255H85ZM127 254V253H126ZM129 254V255H130ZM15 255V254H14ZM13 255V256H14ZM31 255H34V256H32V259H31ZM82 255V254H81ZM134 255L136 256V253L135 254H133L132 256L134 257ZM1 256H2V254H1ZM9 256V255H8ZM12 256V257H13ZM131 256V257H132ZM3 257V256H2ZM10 257H11V255H10ZM84 257V256H83ZM188 257V256H187ZM190 257V256H189ZM7 258V257H6ZM73 258V259H72ZM134 258H136V257H134ZM14 259V258H13ZM31 259V260H30ZM130 259V258H129ZM189 259H191V257L189 258ZM193 259V258H192ZM15 260L16 259H14V262H15ZM30 260V261H29ZM135 260V259H134ZM194 260V259H193ZM130 261V260H129ZM131 261H133L132 260V258H131ZM195 261H197L196 259H195ZM5 262H6V260H5ZM198 262V261H197ZM8 263V262H7ZM11 263V262H10ZM9 263V264H10ZM15 263H17V261L15 262ZM14 263V264H15ZM79 263V262H78ZM103 263V262H102ZM13 264V263H12ZM18 264V263H17ZM80 264V263H79Z\"/></svg>",
  "mask_w": 264,
  "mask_h": 264
}]
</instances>
